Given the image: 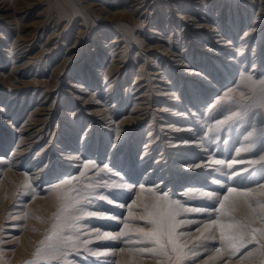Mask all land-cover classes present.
Masks as SVG:
<instances>
[{
    "label": "rangeland",
    "instance_id": "rangeland-1",
    "mask_svg": "<svg viewBox=\"0 0 264 264\" xmlns=\"http://www.w3.org/2000/svg\"><path fill=\"white\" fill-rule=\"evenodd\" d=\"M95 1L34 0L27 8L30 14L22 18L35 21L28 28V41L20 49L16 47L15 52H7L20 29L0 35V107L4 108L0 111V264H221L224 261L223 264H264V107L260 106L262 87L253 84L264 81V38L253 52L255 40L264 30V25L257 27V21L264 19L260 0H206V7L194 0L196 3L188 11L181 9L184 1L179 0ZM113 9L118 13L112 17ZM61 10L64 15L57 23ZM25 11L18 14L21 16ZM156 18L160 20L155 23ZM253 27L252 34L244 38L247 43L243 52L238 54V39ZM53 30L56 35H51ZM17 39L18 43L22 42ZM113 39L116 47H110ZM95 45L100 47L99 56ZM227 50L234 51V56L238 54L236 57L244 61L243 67L236 62L226 66ZM197 52L200 61L196 62L203 63L196 64L198 70L209 71L204 73L207 80L202 81L203 88L196 95L207 96L197 104H190L193 101H187L188 85L184 82L181 88V74L176 67H186L184 62L196 59ZM242 53L248 54L246 58ZM100 58L108 62L115 58V61L123 58L128 61L126 66L119 64V71L110 77L117 76V80L110 83V88L113 86L106 92V84L102 86L101 79H95L91 69ZM138 65L149 79L135 78ZM223 67L230 70L227 79ZM189 68L197 70L194 66ZM241 70L249 72L251 81L237 83ZM83 72L86 79L82 78ZM93 80L98 81V87L88 86ZM171 85L174 86L171 91L180 89L176 99L172 94H163L170 91ZM146 86L150 90L145 91ZM151 93L147 105L146 97ZM226 94L233 99H225ZM157 98L160 101L154 100ZM177 99H180L178 104L186 106H176L173 101L177 104ZM43 106L46 109L39 118L45 122L30 125L32 132L39 127L46 132L42 141L28 153L10 158L18 139L16 129L29 113ZM190 108H195V113ZM181 112L190 116L182 125L191 127L190 132L196 130L205 143L200 155L191 153L188 159L196 163L202 157L199 168L209 171L201 182L189 184L191 188L185 197L176 194V188L171 185L173 179L177 180V169L183 162L174 152L180 145L173 148L167 142L184 141L183 132L174 137L170 132L173 129L168 128ZM233 113L238 115L227 123H218ZM120 120L126 136L121 143H115L111 132L114 122ZM152 126L154 136L158 130L161 134L155 141L161 140L146 152L143 146L152 140L148 133ZM104 131H108L107 135ZM249 133L253 135L250 137ZM162 147L166 150L163 154H167L165 161L160 160L155 166L160 167L147 172L155 165ZM143 150L150 155L144 157L147 154ZM35 155L40 160H34ZM141 157L147 160L141 162L144 159ZM17 158H22L20 166ZM84 161H89L87 167H83ZM14 165L28 176L3 174L6 169L15 170ZM207 166L213 168L205 170ZM161 169L163 172L156 176ZM144 174L150 178L144 179ZM160 178L167 180L165 188H150L152 195L142 192L144 187H138L155 185ZM231 186L239 194L229 202ZM168 187H172L170 191ZM243 192L248 195H241ZM209 220L220 224L217 226ZM221 223L226 226L220 227ZM198 225L200 230H196ZM158 227L161 231L157 236L144 235ZM253 229L257 231L253 233ZM122 232L124 235H120Z\"/></svg>",
    "mask_w": 264,
    "mask_h": 264
},
{
    "label": "bare ground",
    "instance_id": "bare-ground-1",
    "mask_svg": "<svg viewBox=\"0 0 264 264\" xmlns=\"http://www.w3.org/2000/svg\"><path fill=\"white\" fill-rule=\"evenodd\" d=\"M93 1V0H92ZM95 1V0H94ZM184 1V2H183ZM198 1V0H197ZM178 2H183V4H184V7H181V9H184L185 11H188L189 9V6L190 5H192V4H195L196 2L194 1V0H179ZM40 3V2H39ZM87 3V2H86ZM90 3H91V1H90ZM185 3H187V4H185ZM199 4H201V6L202 7H206V5L208 4V2L206 1V0H199V2H198ZM197 3V4H198ZM264 0H260V6H259V9L260 10H262V9H264ZM31 4H34V0H0V35L2 34V33H6V34H11L13 31H15V29L16 28H18V29H20L19 31L21 32L17 37H15V41H14V43L9 47V49L7 50V52H15L14 50L16 49V47L18 48L22 43H24V42H26V41H28L27 40V38L29 37L28 36V28L29 27H32L33 26V23L35 22H33V21H28L27 19H22L23 17H25V15H26V13H29L30 14V11H28L27 10V8H29V6L31 5ZM93 4H96V1H95V3H93ZM113 4V3H112ZM122 4V3H121ZM92 5V4H91ZM100 5V4H99ZM237 5V4H236ZM96 6V5H95ZM115 6V5H114ZM32 7V6H31ZM101 7V6H100ZM116 7V6H115ZM24 8V9H23ZM26 8V9H25ZM166 8V7H165ZM24 10H26L25 12H24V14L23 15H19L18 13H20V12H23ZM64 10H66V9H64ZM118 10H120L121 11V9H118ZM236 10V9H235ZM117 11V10H116ZM114 9H113V11H112V13H110L111 15H112V17L113 16H115V14H117L118 13V11L116 12ZM66 12V11H65ZM123 12V11H122ZM219 12V11H218ZM261 12V11H260ZM108 13V12H107ZM106 13V14H107ZM187 13V12H186ZM105 14V15H106ZM119 14H120V12H119ZM118 14V15H119ZM64 15V13H63V11L61 10L60 11V15H58L57 17V23L59 22V18L60 17H62ZM111 15H110V17H111ZM124 15V14H123ZM32 16V15H31ZM37 16V15H36ZM182 16V15H181ZM186 16V15H185ZM194 16V15H193ZM196 16V15H195ZM106 17V16H105ZM117 17V16H116ZM169 17V16H168ZM237 17V16H236ZM28 18V17H27ZM65 18V17H64ZM74 18V17H73ZM184 18H186V17H184ZM71 19V18H70ZM110 19V18H109ZM113 19V18H112ZM125 19V18H124ZM68 20V19H67ZM72 20V19H71ZM158 20H160V19H158V18H156V20H155V23L156 22H158ZM122 21V20H121ZM255 21V20H254ZM55 22V24H57ZM69 22H70V20H69ZM72 22V21H71ZM123 22V21H122ZM258 22V24H257V27L258 26H263L264 25V19H261V20H258L257 21ZM84 23V22H83ZM82 23V24H83ZM120 23V22H119ZM126 23V22H125ZM141 23V22H140ZM10 24H12V25H10ZM54 24V25H55ZM60 24V23H59ZM58 24V25H59ZM80 24V23H79ZM239 24V23H238ZM253 25V24H252ZM53 26V25H52ZM51 26V27H52ZM78 27V26H77ZM126 27V26H125ZM34 28V27H33ZM65 28V27H64ZM31 29V28H30ZM38 29V28H37ZM52 29V28H51ZM81 29V28H80ZM79 29V30H80ZM130 29V28H129ZM218 29V28H217ZM253 29H255L254 27L253 28H250L249 30H245V33L243 34V36H241L239 39H238V45H237V48H236V52L238 53V54H240L241 52H243V48L245 47V44L247 43V41H244V38H246V37H248L249 36V34H252L251 33V31L253 30ZM32 30H34V29H32ZM67 30V29H66ZM92 31H93V29H92ZM79 32V31H78ZM103 32V31H102ZM172 32V31H171ZM18 34V33H17ZM30 34V33H29ZM50 34V33H49ZM53 34H55V31L53 30V32L51 33V35H53ZM170 34V33H169ZM180 34V36H181V33H179ZM33 35V34H32ZM35 35V34H34ZM50 35V36H51ZM56 35V34H55ZM168 35V34H167ZM264 30H262V32H260L259 34H258V38H256V40H255V44H254V48H253V52H255V49L257 48V46H258V41L259 40H262V38H264ZM57 36H58V34H57ZM97 36H100V34H98ZM261 36V37H260ZM12 37V36H11ZM222 37V36H221ZM16 38H18L17 40H22V42L21 43H18V41H16ZM181 38V37H180ZM223 38H225V37H223ZM10 39V38H9ZM13 39H14V37L12 38V41H13ZM95 40H97V39H95ZM221 40V39H220ZM98 41V40H97ZM116 40H112V41H110L109 42V44H111V42H114L110 47H112V46H115L116 47V42H115ZM92 42V41H91ZM103 42V41H102ZM106 42V41H105ZM104 42V43H105ZM11 43V42H10ZM196 44V43H195ZM1 45H4V43H1ZM93 46V45H92ZM99 46V45H98ZM97 45H95L94 47H96L97 48V51H96V53H97V56H99V54H100V47H98ZM234 47H236V45L234 46ZM21 48H24L23 46H21ZM99 48V49H98ZM2 49V48H1ZM19 49H20V47H19ZM92 49V48H91ZM94 49V48H93ZM4 50V49H3ZM6 50V49H5ZM26 49H23V51H25ZM28 50V49H27ZM95 50V49H94ZM114 50V49H113ZM183 50V49H182ZM91 51V50H90ZM175 51V50H174ZM173 51V52H174ZM27 52V51H26ZM172 52V51H171ZM228 52V53H227ZM23 53V52H22ZM121 53V52H120ZM166 53V52H165ZM192 53V52H191ZM13 54V53H12ZM12 54H10V55H12ZM176 54V53H175ZM180 54V53H179ZM237 54V55H238ZM23 55H25V53L23 54ZM114 55V53L112 54V56ZM166 55V54H165ZM168 55V54H167ZM236 55V56H237ZM248 54H244V53H242V56H244V58H246V56H247ZM14 56H15V54H14ZM199 56H200V52H197V56H195L196 57V59H192V61H189L187 64L184 62V64L183 65H186V67H179V68H177L176 67V69H177V71H179L180 70V74H181V76H180V80H181V88H182V85H183V83L185 82V86L186 85H188V89H187V101H190V102H192L193 101V103H190V104H197L196 102H199L200 100L202 101L204 98H206V96H207V94H205L204 96H203V94H200V96L201 97H197L198 95H196V93H198V91L199 90H201L203 87H202V81L204 82V81H206L207 79H206V76L204 75V73H206V72H208L209 71V69L208 68H204V67H202V68H204V69H206V70H198L199 68L196 66V64H201L202 62H200V63H198V62H196V61H200V60H198V58H199ZM221 56V55H220ZM236 56H234V51H230V50H227L226 51V57H228V59H226V61H227V67H230L231 65H232V63L233 62H236V63H238L239 64V66H241V67H243V64H244V61H242V60H239ZM254 56V55H253ZM170 57V56H169ZM175 57V56H174ZM174 57H173V59H174ZM178 57V56H177ZM177 57H175V58H177ZM118 58V57H117ZM202 58H203V55H202ZM243 58V59H244ZM66 59V58H65ZM70 59V58H69ZM172 59V58H171ZM14 60V59H13ZM116 60V58L115 59H111L110 60V62H108V61H104V59L103 58H100V62H98V63H96V65L95 66H93L91 69H93L92 70V73H93V75H94V78L95 79H97L98 80V78L99 79H101V84H102V86H103V84L105 85L106 84V87H105V92H106V90H108L109 88H110V83L111 82H113L114 84H115V82H116V80H117V76H115L113 79H110V77L113 75V74H116L118 71H119V69L121 68V66H119V64L121 63V64H123L124 63V65L126 66V64H127V60H126V58H123V59H121V60H118V61H115ZM93 61H97V59H93ZM127 61V62H126ZM254 61V60H253ZM81 62H83L82 60H81ZM141 64V63H140ZM159 64V63H158ZM180 64V63H179ZM203 64V63H202ZM253 65H255L256 64V62H253L252 63ZM15 65V64H14ZM13 65V66H14ZM139 66V69H137V73L135 74V78H139V76H144L145 75V72H140V70H142V67H141V65H138ZM162 66V65H161ZM176 66H178V65H176ZM189 66L191 67V66H194L195 67V69H197V70H193V69H190L189 68ZM224 66V65H223ZM254 68V67H253ZM179 69V70H178ZM172 70V69H171ZM127 71V70H126ZM160 71V70H159ZM176 71V70H175ZM175 71H173V72H175ZM151 72V71H150ZM166 71L164 70V73H165ZM223 72L225 73V76H224V78H229V76H230V70L228 69V68H226V67H223ZM7 73V72H6ZM152 73H154V72H152ZM156 73V72H155ZM159 73V72H158ZM119 74V73H118ZM248 74H249V72H248ZM248 74L247 73H244V72H242V70L241 71H239V75H238V77H237V83L239 82V83H241V82H244V81H246L245 79H244V77H248ZM91 75V74H90ZM90 75L88 76V77H90ZM208 75V74H207ZM85 75H84V72L82 73V78H85L86 79V77H84ZM125 76V75H124ZM123 76V77H124ZM54 77V76H53ZM93 77V76H92ZM146 79L148 78H150L149 77V75L146 77V76H144ZM52 78V77H51ZM48 80V79H47ZM51 80V79H50ZM89 80V79H88ZM58 81V80H57ZM146 81H148V80H146ZM186 81H187V84H186ZM201 81V82H200ZM3 82L4 83H6V79H3ZM97 82L98 81H91V83L88 85L89 87H91V88H94V87H98V86H96V84H97ZM169 82H167V84H168ZM148 84H150V83H148ZM154 84V83H153ZM205 84V83H204ZM58 85V84H57ZM99 85V84H98ZM82 86V85H81ZM84 86V85H83ZM86 86V85H85ZM112 86H113V84H112ZM112 86H111V88H112ZM149 86V85H148ZM148 86H146V89H145V91H147V90H150L149 89V87ZM154 86V85H153ZM87 87V86H86ZM57 88V87H56ZM110 88V89H111ZM169 89H170V91H166L165 93H163V94H172V97L173 96H176L175 97V99L177 98V94L179 93V90L176 92L175 90L174 91H171V89H174V86L173 85H171V86H169ZM78 90V89H77ZM80 91H82V92H90V90L88 89V90H83V89H79ZM97 91V90H96ZM110 91H112V90H110ZM158 91V90H157ZM88 92V93H89ZM126 93V92H125ZM149 93H150V91H149ZM91 95L93 94V93H90ZM114 94V93H113ZM180 94V93H179ZM152 95V93L151 94H148V96L146 97V99H148V103H147V105L150 103V96ZM184 95V94H183ZM74 96H76V94L74 95ZM108 96V95H107ZM152 97V96H151ZM81 98V97H80ZM164 98V97H163ZM169 98V97H168ZM87 99V98H86ZM154 100H156V101H158L159 100V98H157V99H154ZM160 101V100H159ZM176 101V100H175ZM180 101V99H177V104H176V102H174L173 101V103L177 106V105H179L180 107H183L184 108V106H186V105H181V104H178V102ZM96 102V101H95ZM138 102V101H137ZM161 103V102H160ZM84 104V103H83ZM135 104H136V102H135ZM35 105H37V104H35ZM138 105V104H137ZM136 105V106H137ZM146 105V106H147ZM135 106V105H134ZM150 106V105H149ZM42 107V106H41ZM45 106H43V108H40V107H37L35 110H33V112H31V113H29L27 116H26V118L22 121V123L19 125V128L18 129H16L17 130V134H16V136L18 137V139H17V142H16V145H15V147H14V149H12L11 150V154H10V158L11 157H14L13 155L15 154V155H18V156H22V154H24V153H28L29 152V150L32 148V147H35L37 144H38V142H41L42 141V139H43V136H45V134H46V132L44 133L43 132V130L41 129V127H39V128H37L34 132H32V131H30V129H32V127H30V125L31 126H36L37 124H39L40 122H45V120H42V119H40L39 117H40V115L41 114H44L43 112H42V110L43 109H46V108H44ZM107 107H109V106H107ZM106 107V108H107ZM142 108V107H141ZM186 109H187V107H185ZM34 109V108H33ZM135 108H133L132 109V111L134 110ZM174 109V108H173ZM195 109V108H194ZM193 108H190V111L191 112H194L195 110H194ZM202 109V108H201ZM4 110V108H3V106L2 107H0V111H3ZM93 110V109H92ZM100 110V109H99ZM184 110V109H183ZM194 110V111H193ZM96 111V110H95ZM130 111V110H129ZM174 111V110H173ZM189 111V112H190ZM199 111H201V110H199ZM196 112H198V111H196ZM93 113V112H92ZM102 113V112H101ZM186 113H188V112H186ZM195 113V112H194ZM7 114V113H6ZM150 114H151V117H152V119H153V115H154V111L153 110H151L150 111ZM174 114V113H173ZM200 114V113H199ZM107 115V114H106ZM175 115V114H174ZM177 115L179 116H177V117H175V122H174V124L172 123V126H170V127H168V128H171V129H173V130H171L170 132H173L175 135H174V137L176 136V135H178L180 132H183V137H184V135H185V138H184V141H182V142H177V141H175L174 139L172 140V141H167V142H169V143H171L170 145H169V147H173L174 148V146H177V145H180V149L179 150H174V152L176 153V154H178L179 155V157L181 158V160L180 161H183V162H181V166L179 167V169H177L178 171H179V173H178V177H177V180H174L173 179V183L171 184V185H174V186H172L174 189L176 188V189H178V190H174V192L176 193V194H178V195H181L182 197H185L186 195H185V193L186 194H188V190L191 188L190 186L191 185H189V184H196V183H198L199 181H200V179H202L204 176V174H206V172H209V171H202L200 168H199V165H202L203 164V158L202 157H200V159L198 160V162H196V163H193V162H191L190 161V159H188V157L191 155V153L194 155V156H196V155H200V152L201 151H203L205 148V143H204V140H203V138H201L200 136H198V133L196 132V130H194V132H190V129H191V127H188V126H183L182 124H183V122L184 121H186L187 119H186V117H190V116H188V115H186L184 112H181V113H177ZM127 116V115H126ZM129 116V115H128ZM135 116V115H134ZM196 116H199L198 115V113H196ZM202 116V115H201ZM42 117V116H41ZM122 117H125V116H122ZM140 117V116H139ZM99 118V117H98ZM101 118V117H100ZM105 118H106V116H105ZM128 118V117H127ZM135 118V117H134ZM11 119V118H10ZM103 119V118H102ZM123 119H125V118H123ZM122 119V120H123ZM138 119V118H137ZM40 120V121H39ZM100 120V119H99ZM135 120V119H134ZM139 120V119H138ZM104 121V120H103ZM209 121V120H208ZM47 122V121H46ZM100 122V121H99ZM114 122V121H113ZM112 122V123H113ZM135 122V121H134ZM125 123H126V121H125ZM152 123H153V121H152ZM151 123V124H152ZM193 123V122H192ZM114 124H115V126L113 127V130H112V132H111V135L114 137V142L115 143H118L119 141H120V143L122 142V139L123 138H125V133L122 131V127H121V125L120 124H123L122 123V121L120 120L118 123H116V122H114ZM149 124V123H148ZM189 124V123H188ZM46 125H48V123H46ZM166 125V124H165ZM168 125V124H167ZM207 125V124H206ZM106 128V127H105ZM152 129L148 132V133H150L151 135H150V137H151V139L152 140H149L150 142H149V144L148 145H146V146H143V147H145V151L147 152L150 148H152L151 146H152V144L153 143H155V142H158V141H160L161 139L159 138L158 139V141H155V140H157L156 139V137L159 135H161L160 134V132H159V130H158V132H156L157 134L154 136L153 135V133H151V132H153L152 130L154 129V126H152L151 127ZM207 128V127H206ZM196 129V128H195ZM145 130V129H144ZM39 131V132H38ZM126 131H128V130H126ZM125 131V132H126ZM85 132V131H84ZM104 132H106V131H104ZM206 132V131H205ZM204 132V133H205ZM24 133H26V135L24 134ZM69 133V132H68ZM107 133H108V131L106 132V135H107ZM207 133V132H206ZM67 134V133H66ZM86 134V133H85ZM85 134H82L81 135V137L82 138H85ZM203 134V133H202ZM141 135V134H140ZM139 135V136H140ZM171 135V134H170ZM5 136V135H4ZM70 137V136H69ZM167 137H170V136H167ZM172 137H173V135H172ZM3 139V138H2ZM9 139V136H6V140H8ZM105 139V138H104ZM153 139H154V141H153ZM165 139V138H164ZM82 140V139H81ZM86 140V139H85ZM84 140V141H85ZM106 140V139H105ZM9 141V140H8ZM67 141L68 142H70V140H68L67 139ZM83 141V142H84ZM214 141V140H213ZM97 142V141H96ZM163 143V142H162ZM96 144V143H95ZM113 144V143H112ZM12 145V144H11ZM65 145V144H64ZM201 146V147H199V148H196V146ZM45 146V145H44ZM44 146H43V149H44ZM136 146V145H135ZM148 146H150L149 148H147L146 149V147H148ZM163 146V145H162ZM193 146V147H192ZM6 147V146H5ZM68 147V146H67ZM196 149H195V148ZM42 148V147H41ZM113 148V147H112ZM192 148H194V149H192ZM163 151H160L161 153H159L158 155H157V157H156V160H155V165L153 166V167H151L150 166V169H149V171H147V172H152L153 170H156L158 167H160V165L156 168L155 166L157 165V163L160 161V160H164V158L165 157H167V154H163L164 152H166V150L162 147L161 148ZM63 150V149H62ZM188 150H190V151H193V152H187ZM43 151V150H42ZM41 151V152H42ZM129 151V150H128ZM144 150H143V154H147V155H144V157H146V156H149L150 154L149 153H146ZM150 152V151H149ZM73 152H71V154H72ZM39 154H40V152H39ZM66 155H68V154H65V156ZM122 155V154H121ZM163 155V156H162ZM73 156H75V155H72L71 156V158H74ZM79 156V155H78ZM8 157V158H9ZM144 157H141L142 159L144 158ZM160 157V158H159ZM210 157H212V156H210ZM235 157V156H234ZM16 158V157H15ZM69 158H70V156H69ZM130 158V157H129ZM209 158V157H208ZM33 159L34 160H40V156H37V155H35V156H33ZM75 159H77L76 157H75ZM140 159V158H139ZM22 160V158H17V165H19L20 166V161ZM147 160V158H144L141 162H143V161H146ZM211 160V159H210ZM214 160V159H213ZM127 161H128V159H127ZM131 161V160H130ZM165 161V160H164ZM222 161H224L225 162V158L222 160ZM41 162H42V160H41ZM89 162V161H88ZM88 162H83L82 163V165H83V167H86V165H89V163ZM205 162H209V160H205ZM231 162V161H230ZM232 163V162H231ZM36 164V163H35ZM41 164V163H40ZM162 164V163H161ZM17 165H14L15 167L17 166ZM139 165V164H138ZM144 165V164H143ZM231 165V164H230ZM36 166H37V164H36ZM140 166V165H139ZM142 166V165H141ZM166 166V165H165ZM163 167V166H162ZM35 168V167H34ZM156 168V169H155ZM213 167H211V166H207L206 167V169L205 170H210V169H212ZM200 169V170H199ZM37 170V169H36ZM40 170V169H39ZM39 170L37 171V172H39ZM43 170V169H42ZM132 170H134V169H132ZM18 169H17V167H16V169L15 170H11V169H6V170H4V172H3V174L4 175H6L7 173H9V172H11L12 173V175H13V177L15 176V177H17V178H19V177H23V176H25V175H27L26 173H25V175H23L24 173H23V171H18ZM135 171V170H134ZM161 171H162V169L161 170H159V173L157 172V175L156 176H158L160 173H161ZM168 171H170L169 169H168ZM202 171V172H201ZM163 172V171H162ZM174 173V172H173ZM156 174V172H154L153 173V175H155ZM8 175V174H7ZM6 175V176H7ZM133 175V174H132ZM168 175V174H167ZM174 175H176L175 173H174ZM28 176V175H27ZM155 176V177H156ZM166 176V175H165ZM5 177V176H4ZM26 177V176H25ZM150 178V176H145V174H144V179L145 178ZM8 178V177H7ZM28 178V177H27ZM68 178V177H67ZM5 179H6V177H5ZM11 180H12V178H10ZM2 180V179H1ZM19 180V179H18ZM24 180H26V179H24ZM28 180V179H27ZM24 181L25 183L26 182H28V181ZM32 180V179H31ZM31 180H29V181H31ZM33 180H34V178H33ZM143 180V179H142ZM4 181V180H3ZM17 181V180H16ZM22 181V180H21ZM23 182V181H22ZM167 182V180H164V179H162V178H160L159 180H157L156 182H155V185H150L149 184V187H146V186H141V185H138V187H140V188H142V187H144V188H142L141 190H142V192H149V194H151L152 195V192L150 193V191H149V189L150 188H152V187H158V189L160 188V189H162V188H165L164 187V185H165V183ZM183 182H187V183H183ZM201 182V181H200ZM61 183V182H60ZM183 183V184H182ZM0 184H1V182H0ZM4 184V183H3ZM20 184V186H22L21 185V182L19 183ZM145 185V184H144ZM147 185V184H146ZM2 187V186H1ZM138 187H136L137 188V190H138ZM172 187H168L167 188V190L169 189V191H170V189L172 188ZM199 187V186H198ZM236 187V186H235ZM4 188V187H3ZM228 188V187H227ZM2 189V188H1ZM1 189H0V191H1ZM145 189H147V190H145ZM230 189H234L235 191H233L232 193H229L228 195H229V198H228V201L229 202H232V201H234V200H236V198H237V193L239 194V192H236V189L234 188V186L232 187H230ZM133 190H134V188H133ZM155 190H157L156 188H155ZM155 190H153V191H155ZM198 190V189H197ZM196 190V191H197ZM239 190H241V189H239ZM164 191V190H163ZM242 191V190H241ZM240 191V192H241ZM135 193H137V192H135ZM168 194H169V192H167ZM244 193V192H243ZM261 193H263L262 191H261ZM177 195V196H178ZM225 195V194H224ZM227 195V196H228ZM138 196H140V195H138ZM145 197H147V195H144ZM226 196V197H227ZM76 197H78V196H76ZM134 197H135V195H134ZM137 197V196H136ZM135 197V198H136ZM224 197V196H223ZM240 197H242V196H240ZM143 198V197H142ZM180 198V197H179ZM147 199L149 200V198L147 197ZM148 200H145V201H148ZM136 201V200H135ZM183 201V200H182ZM222 201V200H221ZM142 202H143V200H142ZM225 202V201H224ZM223 202V203H224ZM146 203V202H145ZM234 203V202H233ZM114 204V203H113ZM143 204H144V202H143ZM219 205V204H218ZM221 205V204H220ZM228 207V206H227ZM235 207H237V205L235 206ZM31 208H29V210H30ZM157 209V208H156ZM218 211V210H217ZM219 211H221V209L219 210ZM156 212V211H155ZM220 213V212H219ZM163 214H164V212H163ZM1 216V215H0ZM215 216H217V215H215ZM218 216H220V215H218ZM223 217V216H222ZM222 217H221V219H222ZM220 218V217H219ZM173 219V218H172ZM211 219V218H210ZM213 219V218H212ZM215 219H217L216 217H215ZM224 219V218H223ZM176 220V219H175ZM207 221V220H206ZM210 222L212 221V220H209ZM213 221H215V220H213ZM217 221V220H216ZM219 221H220V219H219ZM208 222V221H207ZM222 222H223V220H222ZM226 222V221H225ZM224 222V223H225ZM229 222V221H228ZM255 222H257V221H255ZM206 223V222H205ZM204 222H203V224H205ZM165 224V223H164ZM172 224H174V223H172ZM207 224V223H206ZM218 224H220L219 222L217 223V226H218ZM223 223H221V226L220 227H222V228H224L223 226H226L225 224H228V223H225V224H223ZM229 224H230V222H229ZM201 226L203 227V225L201 224ZM200 226V227H201ZM198 227H199V225H198ZM198 227L196 228V230H200V227H199V229H198ZM207 227V226H206ZM206 227H205V229H206ZM214 227V226H213ZM212 227V228H213ZM216 227V226H215ZM214 227V228H215ZM209 228V227H208ZM214 228H213V230H214ZM218 228V227H217ZM226 229H227V227H225ZM216 229V228H215ZM219 229V228H218ZM229 229V228H228ZM227 229V230H228ZM204 230V229H203ZM202 230V231H203ZM220 230H221V228H220ZM227 230H225V232L227 231ZM230 230V229H229ZM210 231H212V230H210ZM197 232V231H196ZM204 232V231H203ZM213 232H215V231H213ZM221 232H223V231H221ZM224 232V233H225ZM230 232V231H229ZM195 233V232H194ZM193 234V233H192ZM198 235L200 234V233H197ZM229 234V233H228ZM188 235V234H187ZM194 235V234H193ZM206 235V234H205ZM22 236V235H21ZM207 236V235H206ZM205 236V237H206ZM189 237V236H188ZM226 237V236H225ZM224 237V238H225ZM23 238H24V236H23ZM208 238V237H207ZM210 238V237H209ZM226 239V238H225ZM24 240V239H23ZM224 240V239H223ZM230 240V239H229ZM226 240H224V242H225ZM20 242H21V238H20ZM227 242H228V239H227ZM19 243V242H18ZM184 244V243H183ZM186 244V243H185ZM228 244V243H227ZM230 244H231V242H230ZM218 245V244H217ZM17 246V245H16ZM184 247V246H183ZM217 248V247H216ZM215 248V249H216ZM17 251V250H16ZM103 251V250H102ZM101 252V251H100ZM128 253H129V255H128ZM128 253H127V255L128 256H130V252H129V250H128ZM124 256H125V254H124ZM123 255H122V257H124ZM121 257V258H122ZM108 258V257H107ZM123 260L125 259V258H122ZM130 259V258H129ZM204 259V258H203ZM205 260H207V259H204V261ZM109 261V260H108ZM118 263V262H117ZM120 263V262H119ZM121 263H123V262H121ZM125 263V262H124ZM203 263H206V262H203ZM223 263H225V261L224 262H222L221 264H223Z\"/></svg>",
    "mask_w": 264,
    "mask_h": 264
},
{
    "label": "snow or ice",
    "instance_id": "snow-or-ice-1",
    "mask_svg": "<svg viewBox=\"0 0 264 264\" xmlns=\"http://www.w3.org/2000/svg\"><path fill=\"white\" fill-rule=\"evenodd\" d=\"M244 79L248 80V81H251L252 78L249 76V77H244ZM257 83L262 87V103H261L260 106L264 107V81L253 82V84H257ZM241 95H243V93H241ZM225 99L231 100V99H233V97H231L228 94H226L225 95ZM237 115H238L237 113H233L231 117H227L224 121H220L218 123H220V124L227 123L229 120L233 119ZM252 135H253V133H249L250 137ZM243 150L248 151L250 149H243ZM214 162L215 163H223L222 161H214ZM254 163H255V161H254ZM86 167H87V165H86ZM93 167H94V165H93ZM105 167H107V166H105ZM233 191H235V190L234 189H229V192H233ZM200 195L211 197L212 194L211 193H201ZM241 195L247 196L248 194L247 193H241ZM225 199H227V198H225ZM223 207H224V205H223V203H221V209H223ZM186 211H192V209H187ZM88 215H93V213H88ZM140 219H145V217H141ZM212 223L216 224V223H218V221H212ZM160 231H161V227H158L154 231L144 233V235L146 237H153V236H157L160 233ZM256 231H257L256 229L252 230L253 233H255ZM120 235H124V233L122 232ZM222 235H223V232H222ZM105 238H108V234L107 233L105 234ZM111 238L115 239L116 237H111ZM230 239L235 241L236 238L235 237H231ZM169 242L171 243V240ZM157 243H159L158 240H157ZM241 246H243V245H241ZM161 248H163V245H161ZM173 250H175V249H173ZM143 251H154V250L153 249H144ZM217 251L219 252L220 249H217Z\"/></svg>",
    "mask_w": 264,
    "mask_h": 264
}]
</instances>
